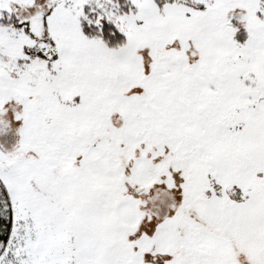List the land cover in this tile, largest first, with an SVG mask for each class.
Segmentation results:
<instances>
[{
    "label": "snow or ice",
    "instance_id": "1",
    "mask_svg": "<svg viewBox=\"0 0 264 264\" xmlns=\"http://www.w3.org/2000/svg\"><path fill=\"white\" fill-rule=\"evenodd\" d=\"M0 264H264V0H0Z\"/></svg>",
    "mask_w": 264,
    "mask_h": 264
}]
</instances>
